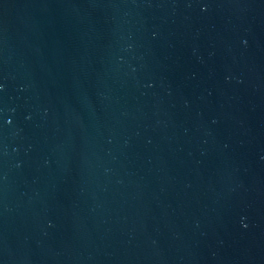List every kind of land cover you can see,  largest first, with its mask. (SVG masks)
<instances>
[{"label": "water", "instance_id": "1", "mask_svg": "<svg viewBox=\"0 0 264 264\" xmlns=\"http://www.w3.org/2000/svg\"><path fill=\"white\" fill-rule=\"evenodd\" d=\"M0 264H264V0H0Z\"/></svg>", "mask_w": 264, "mask_h": 264}, {"label": "snow or ice", "instance_id": "2", "mask_svg": "<svg viewBox=\"0 0 264 264\" xmlns=\"http://www.w3.org/2000/svg\"><path fill=\"white\" fill-rule=\"evenodd\" d=\"M0 87H2V86H0Z\"/></svg>", "mask_w": 264, "mask_h": 264}]
</instances>
